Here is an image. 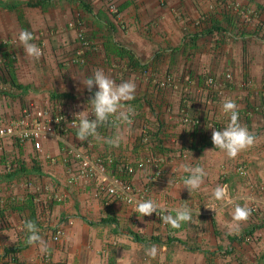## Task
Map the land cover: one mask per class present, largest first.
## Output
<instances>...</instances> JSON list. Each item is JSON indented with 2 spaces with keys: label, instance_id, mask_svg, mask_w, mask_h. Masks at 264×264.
<instances>
[{
  "label": "crops",
  "instance_id": "obj_1",
  "mask_svg": "<svg viewBox=\"0 0 264 264\" xmlns=\"http://www.w3.org/2000/svg\"><path fill=\"white\" fill-rule=\"evenodd\" d=\"M37 1L0 0V118L17 117L26 104L47 100L89 110L98 89L89 91L81 80L95 69L116 83L134 79L135 98L126 106L134 109L135 121L122 126L125 139L119 147L96 138L88 149L77 131L67 140L116 160L161 158L158 180L150 182L151 167L132 180L140 188L150 185L147 199L162 207L187 204L192 221L173 229L158 216L139 218L135 205L97 194L95 182L68 185L64 145L58 141L46 142L38 153L31 142L6 139L0 153V264H242L237 258H244L245 247L254 257L249 264H264V212H259L264 208V0H83L85 7L50 0L46 6L29 5ZM109 2L119 14L109 13ZM73 6L80 20H74ZM79 28L95 46L84 67L71 61L80 45ZM21 30L33 33V43L44 41L39 60L25 54L18 40ZM8 39L18 40L13 50ZM7 65L21 89L12 84ZM228 71L233 79L226 88L202 90L206 78L222 81ZM167 73L188 85V112L200 120L197 125L180 120L182 86L174 91L153 82ZM225 98L237 103L239 122L255 137L254 145L235 159L211 140L213 128L222 130L229 122L221 111ZM116 128L98 131L110 138ZM181 164L204 168L200 190L190 194L183 187L189 174ZM217 185L228 186L233 204L214 199ZM46 187L62 200H52ZM236 204L255 207L238 227L232 219ZM212 205L217 213L206 207ZM26 220L36 223L47 251L25 242ZM58 229L64 235L54 241ZM150 245L159 249L156 259L145 254Z\"/></svg>",
  "mask_w": 264,
  "mask_h": 264
},
{
  "label": "built area",
  "instance_id": "obj_2",
  "mask_svg": "<svg viewBox=\"0 0 264 264\" xmlns=\"http://www.w3.org/2000/svg\"><path fill=\"white\" fill-rule=\"evenodd\" d=\"M109 10L113 14H119V8L111 3ZM245 19H252L250 15L245 14ZM73 26V24H72ZM264 31V24L261 26ZM78 40L79 47L76 49L72 62L78 66H86L88 64V52L94 49L93 42L86 36L83 28H79ZM44 44L39 47L43 52ZM146 74L148 71L145 72ZM187 81H191L189 76ZM233 79L232 72H226L222 81L210 76L206 78L202 90H218L219 92L226 88ZM153 82L160 88L170 90H182V102L179 110L180 120L184 124L197 125L200 120L189 115L188 109L191 98L188 85L185 87L180 85V81L172 74L167 73L162 78H154ZM91 111V108L88 110ZM81 112L72 106L63 102H53L47 100L45 104H26L20 115L14 118H0V153L3 150L4 140L11 139L19 144L31 142L34 149L38 153L44 152V144L48 141L55 140L64 145L65 158L62 163L67 170L66 183L75 185L83 182H95L98 185L97 194H104L112 199L123 202L127 205H136L138 201L146 200L150 194V185L138 187L134 184L132 178L137 172L145 170L147 167L153 169V175L150 182L158 180L162 176L159 164L163 161L161 158L154 156H145L136 162L128 160H116L113 155H93L88 149L95 145L96 138H89L84 148L72 145L67 136L77 131L74 120V113ZM90 118H94L90 115ZM132 123L135 121V115L131 116ZM119 125L118 121L110 118L109 123L104 126ZM102 126L101 128H103ZM100 130V129H99ZM149 136H145L148 140ZM242 174H246V169L241 170ZM31 187L32 182L27 183ZM50 198L54 201H61L62 196L56 192H50L51 188L46 187ZM2 200L0 199V204ZM252 207L251 210H254ZM164 212L153 213L151 216L164 215ZM147 216V217H151ZM64 235L61 229H58L53 235L54 241H59ZM15 262V258L12 259ZM18 264V262H16Z\"/></svg>",
  "mask_w": 264,
  "mask_h": 264
},
{
  "label": "clouds",
  "instance_id": "obj_3",
  "mask_svg": "<svg viewBox=\"0 0 264 264\" xmlns=\"http://www.w3.org/2000/svg\"><path fill=\"white\" fill-rule=\"evenodd\" d=\"M20 45L23 47L25 54L35 60H39L42 55V49L32 41L33 33L28 30H21L18 35ZM81 80V79H80ZM81 83L92 91L95 86L98 90L94 96L88 101L91 108L89 112L87 108L84 111L74 113V120L77 127V138L82 141H88L89 138L103 139L108 145L119 147L120 143L125 139V131L122 126L132 123L131 116L134 109L126 102L135 98L137 84L135 80L130 78L126 81L116 83L109 75L105 74L103 69H95L91 77L81 80ZM221 111L227 115L229 122L222 130L213 128L211 140L214 148H218L225 152L227 157L235 159L242 151L252 147L255 143V137L249 132L248 128L239 122V111L237 103L231 98H225L221 104ZM90 115L94 118H90ZM110 118H114L119 122L113 137L102 138L99 129L109 123ZM180 168L189 175L183 179V187L191 194L193 191L200 190L204 185V178L207 173L201 166H192L189 164H181ZM212 195L216 201L223 202L226 205L233 204V200L229 193L227 185H217ZM217 213L215 205L206 206ZM168 213L160 216V219L173 229H180L184 223L192 221V212L187 204L177 208H165L152 199L138 201L135 205L134 212L139 218L151 216L153 213ZM175 212L173 216L170 214ZM251 215V209L247 205L236 204L232 213V219L235 226L246 222ZM24 230L28 233L26 243L28 245H38L41 251H47V244L39 234L36 223L32 220L24 222ZM159 249L156 245H150L145 248V254L151 259H156ZM122 260V259H121Z\"/></svg>",
  "mask_w": 264,
  "mask_h": 264
},
{
  "label": "rangeland",
  "instance_id": "obj_4",
  "mask_svg": "<svg viewBox=\"0 0 264 264\" xmlns=\"http://www.w3.org/2000/svg\"><path fill=\"white\" fill-rule=\"evenodd\" d=\"M110 4H111V2H109ZM115 4V3H114ZM75 5H76V3H75ZM116 5V4H115ZM77 6V5H76ZM76 6H73V9H72V11H73V13H74V20H80V16H81V13L78 11V8H76ZM110 6V5H109ZM109 6H108V11H109V13L110 14H112V15H116V14H113L110 10H109ZM76 11V12H75ZM78 15H80V16H78ZM77 38H78V34H77ZM89 38V37H88ZM14 41H11V39H8V42L6 43L8 46H14V45H16L17 44V42H18V40L17 39H13ZM38 47L40 46V45H42V44H44V46H43V51H44V48H45V43H44V41L43 40H41V41H39V43L37 44V43H35ZM11 49H12V47H11ZM13 50V49H12ZM9 90V89H8ZM32 91H34L33 89H32ZM11 94V93H10ZM46 98V97H45ZM48 98V97H47ZM27 99V98H26ZM26 99H25V101H26ZM27 101H28V99H27ZM252 207H253V205L252 206H249V208L250 209H252ZM255 209V208H254ZM258 209H259V207H258ZM262 210L263 211H261V210H259V212H264V208H262ZM254 210H251V214H252V212H253ZM241 248L243 249V247H242V244H241ZM248 247H245V251H244V258L242 259V258H240V257H238L237 259H238V261H242L241 263L243 264V263H246V264H249V263H251L252 262V260H253V258L254 257H252V255H251V253H250V249L248 248ZM244 250V249H243ZM249 253V254H248ZM252 258V259H251Z\"/></svg>",
  "mask_w": 264,
  "mask_h": 264
},
{
  "label": "trees",
  "instance_id": "obj_5",
  "mask_svg": "<svg viewBox=\"0 0 264 264\" xmlns=\"http://www.w3.org/2000/svg\"><path fill=\"white\" fill-rule=\"evenodd\" d=\"M71 1H76V2H79L83 7H85L84 5H85V3H84V1L83 0H71ZM50 3V0H38L36 3H30L29 5H31V6H46L47 4H49ZM90 39V38H89ZM7 67H8V71H9V76H10V79H11V82H12V84L14 85V86H16V87H19L20 89L22 88L20 85H18L17 84V81H16V77H15V75H14V72H12V70L13 69H11L12 68V65H7ZM55 97H61V95L60 96H55Z\"/></svg>",
  "mask_w": 264,
  "mask_h": 264
}]
</instances>
